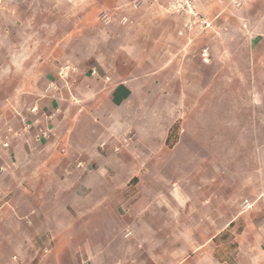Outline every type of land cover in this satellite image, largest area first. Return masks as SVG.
Returning <instances> with one entry per match:
<instances>
[{
	"label": "crops",
	"instance_id": "crops-1",
	"mask_svg": "<svg viewBox=\"0 0 264 264\" xmlns=\"http://www.w3.org/2000/svg\"><path fill=\"white\" fill-rule=\"evenodd\" d=\"M49 1L40 3L47 14L38 22L36 0H0L1 29L11 15L6 10H25L31 16L26 24L41 25L49 41ZM98 7L110 22L86 39L93 43L89 51L61 46L44 56L37 51L30 55L41 59L32 70L36 80L26 98L14 105L8 143L0 140V186H5L4 178L10 181L0 193V264H142L137 234L177 233L172 220L157 227L137 224L130 211L131 189L149 176L153 164L155 184L169 187V193L155 199L160 210L154 219L163 221L166 206L169 218L174 217L179 202L173 188L178 183L175 160L185 137L174 143L173 133L180 120L193 118L203 104L187 92L193 90L194 78L204 83L205 68L189 66L192 36L178 35L179 20L161 2L158 18L146 16V0L138 7L145 15L134 22L136 34L127 2L95 0L94 9ZM58 26L63 35L57 41L81 39L74 30L66 34L65 23ZM251 60L255 95L223 104L249 107L241 131L253 141L255 163L247 183L259 189L240 207L248 201L256 209L264 208V97L259 96L264 92V37L252 38ZM65 64L76 70L63 81L59 70ZM184 147L192 155L186 167L198 178L196 171L208 166L209 147L194 142ZM148 154L154 155L153 162ZM144 200L139 197V205ZM225 201L219 194L195 201L196 211L215 219L203 232L218 235L225 229ZM148 217L144 213L139 220ZM245 234H258L261 241H240L235 250L254 246L263 255L264 226L246 227ZM255 255L250 264H257ZM239 264H247L240 253Z\"/></svg>",
	"mask_w": 264,
	"mask_h": 264
},
{
	"label": "rangeland",
	"instance_id": "rangeland-1",
	"mask_svg": "<svg viewBox=\"0 0 264 264\" xmlns=\"http://www.w3.org/2000/svg\"><path fill=\"white\" fill-rule=\"evenodd\" d=\"M36 1L39 5L35 12L36 21L41 22L42 15L47 13L41 11L42 0ZM114 1L129 4V18L132 21H128L134 34L138 30L134 22H138L145 14L150 19L159 17L161 2L166 13L179 20L178 35L192 36L188 49L194 54L188 62L189 66L193 69L203 66L206 73L204 83L200 77L194 78V88L187 92V97L195 103H203L198 106L200 110L190 120H180L173 133L174 143L185 137L175 160L178 183L173 188L179 202L173 212L174 217L169 218V207L166 206L167 215L163 221L154 219V214L160 210L155 199L161 193H169V187L155 184L153 164L149 176L140 185L133 183L131 192L134 196L130 202V211L137 224L157 227L167 225L172 220L177 229L174 234H137L135 241L143 259L142 264H239V253L242 261L247 264H250L253 253L256 255L252 259L257 264H264V254L261 255V251L254 249V246L251 250H235L240 241H261L258 234L241 235V232L246 227L258 230L264 226V208L240 207L242 201L253 199L259 189L247 183L255 163L253 141L249 133L241 131L248 123L249 117L244 110L249 107L223 104L255 95L250 71L251 48L253 37H264V0H247L240 7H236L231 0H175L176 8H171L172 0H146L148 8L145 14L138 12L144 0ZM186 3H189L190 10ZM94 4L95 0H50L49 41H46V34L42 36L41 25L26 24L31 19L29 12L20 10L15 14V11L9 9L5 11L17 19L18 25L8 16L2 29L0 26V140H7L8 143L14 105L26 98L32 82L36 80L32 70L36 69L35 63L41 59H33L31 53L37 51L40 56H44L47 51L56 52L61 46L79 52L89 51L93 43L86 39L96 28L98 33L103 32L110 22V17L101 14L100 7L95 10ZM198 17L207 20L209 25L202 27L196 22ZM63 23L66 34L74 30L81 39L75 42L57 41L63 35L58 24ZM190 23H195L192 28L187 26ZM95 24L97 27H94ZM204 49H208L210 54L208 63L201 57ZM259 96L264 97V92H260ZM192 142L203 143L210 150L206 155L209 158L208 166L200 172L196 171L198 178L191 177L192 170L186 167L192 155L186 152L184 146ZM193 156L195 158L197 155ZM153 157V154H148V161L153 162ZM3 182L5 186H0V193L4 187H9L8 178H4ZM218 194L225 196L226 210L223 218L225 229L217 235L203 232L215 219L208 217L207 213L196 211L198 203L195 201ZM141 196L145 200L139 205L138 198ZM144 213L150 217L140 222L139 215ZM137 251L136 248V255Z\"/></svg>",
	"mask_w": 264,
	"mask_h": 264
},
{
	"label": "built area",
	"instance_id": "built-area-1",
	"mask_svg": "<svg viewBox=\"0 0 264 264\" xmlns=\"http://www.w3.org/2000/svg\"><path fill=\"white\" fill-rule=\"evenodd\" d=\"M231 1L236 7H240L242 5V3L244 2V0H231ZM176 4H177V1L172 0L171 5H170L171 8H176ZM186 6H187L188 10H190L191 7H190L189 3H186ZM196 22H198L202 27L209 25L208 21L205 19H202L201 17H198ZM194 24L195 23H190V24H187V26L192 28L194 26ZM202 58H203V61L205 63H208L210 61V54H209L208 49L203 50ZM75 70H76V68L70 64L63 65L59 70L60 79H62L63 81H66L70 77V74L72 72H74ZM249 206H250V204L248 203V201H245V203L243 204V207L247 208Z\"/></svg>",
	"mask_w": 264,
	"mask_h": 264
}]
</instances>
